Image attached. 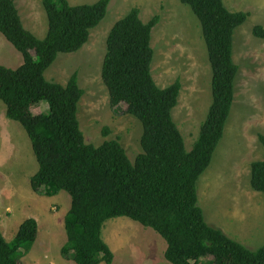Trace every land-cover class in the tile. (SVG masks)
<instances>
[{"label":"trees","instance_id":"trees-1","mask_svg":"<svg viewBox=\"0 0 264 264\" xmlns=\"http://www.w3.org/2000/svg\"><path fill=\"white\" fill-rule=\"evenodd\" d=\"M110 1L41 0L48 29L38 38L23 26L14 1L0 0V33L22 56L15 69L0 65V100L6 116L19 122L31 141L38 163L32 190L49 196L65 190L71 197L61 255L77 264H112L114 254L101 231L108 219L124 216L165 240L164 257L171 264H203L200 259L209 256V264H264V245L250 250L209 225L197 194V181L211 163L233 105L238 74L233 35L248 13L230 11L223 0H179L199 20L212 74L211 104L190 150L172 116L180 81L161 88L151 73V33L159 16L143 22L134 7L114 23L101 77L111 106L126 104V112L142 124V153L132 162L117 139L86 142L77 116L84 91L76 72L65 85L45 76L59 54L87 43ZM252 34L264 39V27L254 26ZM41 102L48 110L35 114L32 109ZM108 133L106 127L103 135ZM259 140L264 147V136ZM250 170L251 188L264 194V159L252 162ZM37 234L35 218L25 219L11 242L0 231V264H24Z\"/></svg>","mask_w":264,"mask_h":264},{"label":"rangeland","instance_id":"rangeland-1","mask_svg":"<svg viewBox=\"0 0 264 264\" xmlns=\"http://www.w3.org/2000/svg\"><path fill=\"white\" fill-rule=\"evenodd\" d=\"M97 0H68L70 5L92 4ZM24 27L43 38L48 29L40 0H15ZM230 11L248 13L246 21L234 31L233 59L238 66L234 100L225 132L206 171L197 181L198 204L206 222L250 250L264 245V194L249 185L250 164L264 159V39L252 34L253 27H264V0H223ZM140 10L143 22L159 16L152 29L154 51L151 73L164 88L175 80L181 83L172 116L190 150L198 138L202 121L212 100L211 68L201 26L190 7L179 0H111L101 23L90 31L81 49L61 53L46 70L48 80L65 85L76 72L84 93L77 116L87 143L100 145L117 139L129 159L142 153L141 122L126 112V104L111 106L101 77L106 38L116 21L132 8ZM21 54L0 33V65L15 69ZM48 110L46 102L33 109ZM108 128L107 136L103 135ZM38 170L31 141L23 126L6 116L0 100V231L11 242L19 225L27 218L38 222V234L24 264H77L61 255L66 242L64 218L71 197L61 190L47 195L36 193L30 185ZM101 236L114 254L112 264H171L164 257L165 240L152 228L129 217L108 219ZM211 257L200 259L209 264ZM105 264V263H100Z\"/></svg>","mask_w":264,"mask_h":264},{"label":"crops","instance_id":"crops-1","mask_svg":"<svg viewBox=\"0 0 264 264\" xmlns=\"http://www.w3.org/2000/svg\"><path fill=\"white\" fill-rule=\"evenodd\" d=\"M14 1V3H15V0H13ZM41 1V0H40ZM42 3V2H41ZM15 6H16V3H15ZM16 8H17V6H16ZM233 12V11H232ZM238 12V11H237ZM23 23V22H22ZM24 26V25H23ZM234 60V59H233ZM236 64V63H235ZM236 80V79H235ZM211 82V81H210ZM182 88V87H181ZM211 104V103H210ZM177 106V105H176ZM210 106V105H209ZM209 108V107H208ZM173 115V114H172ZM205 118H206V116H205ZM205 120V119H204ZM204 121H202V123H203ZM202 123H201V125H202ZM227 124V123H226ZM177 125V124H176ZM201 125H200V127H201ZM178 127V126H177ZM225 128H226V125H225ZM179 129V128H178ZM200 130V129H199ZM224 132H225V129H224ZM224 134V133H223ZM199 135V134H198ZM260 160H263V159H260ZM256 161H258V160H256ZM254 162V161H253ZM252 163V162H251ZM251 165V164H250ZM250 174H251V170H249V185H250ZM250 188H251V186H250ZM251 190H253L252 188H251ZM254 192H255V190H253ZM257 192V191H256ZM259 193H261V192H259ZM263 194V193H262Z\"/></svg>","mask_w":264,"mask_h":264}]
</instances>
